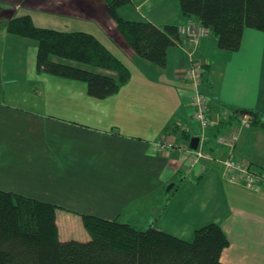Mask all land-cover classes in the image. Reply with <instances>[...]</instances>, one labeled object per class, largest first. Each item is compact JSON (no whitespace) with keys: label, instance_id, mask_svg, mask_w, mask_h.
<instances>
[{"label":"crops","instance_id":"obj_1","mask_svg":"<svg viewBox=\"0 0 264 264\" xmlns=\"http://www.w3.org/2000/svg\"><path fill=\"white\" fill-rule=\"evenodd\" d=\"M24 14L40 27L93 34L128 67L129 79L103 99L86 93L92 114L86 116L77 93L59 96L70 95L67 86L78 80L38 72L36 40L7 31L8 19ZM117 14L157 26L188 20L201 24L181 13L179 0H131ZM114 28L103 0H0V189L54 203L60 239H89L81 214L151 226L185 240L193 238L196 228L216 222L228 238L220 255L223 264H264V186L250 188L224 178L221 161L228 149L217 137L235 133L234 158L255 170L264 168V31L245 27L240 46L229 51L217 47L216 35L206 27L194 47L190 35H184L189 43L169 46L166 64L159 67L113 37ZM191 63L203 64L201 89L210 116L221 122L210 121L199 142L207 143L205 150L217 158L201 160V171L189 170L184 152L155 147L163 132L179 144L201 134L190 86L182 78ZM45 76L64 79L59 83L66 87L56 95L53 87L49 92L53 101L69 103L74 116L27 107L23 96L33 94L37 84L43 89ZM40 101L43 106L44 98ZM94 108L98 114L91 112ZM243 109L260 114L256 123Z\"/></svg>","mask_w":264,"mask_h":264},{"label":"trees","instance_id":"obj_2","mask_svg":"<svg viewBox=\"0 0 264 264\" xmlns=\"http://www.w3.org/2000/svg\"><path fill=\"white\" fill-rule=\"evenodd\" d=\"M103 1L115 23L112 36L125 40L135 56L164 67L168 47L181 38L177 25L123 19L117 8L131 0ZM179 4L184 16H195L216 35L222 50H236L245 27L264 31V0H179ZM6 29L36 40L38 72L83 81L91 97L115 94L130 77L128 67L89 32L36 26L28 14L13 15ZM240 112L249 114L253 124L260 116L252 110ZM204 148L209 150L207 143ZM56 208L54 203L0 189V264H223L220 255L228 238L219 223L208 222L185 240L151 226L139 228L117 218L81 214L89 239H60Z\"/></svg>","mask_w":264,"mask_h":264},{"label":"built area","instance_id":"obj_3","mask_svg":"<svg viewBox=\"0 0 264 264\" xmlns=\"http://www.w3.org/2000/svg\"><path fill=\"white\" fill-rule=\"evenodd\" d=\"M180 33V40L178 44L184 45L186 42L184 35H190L189 41L194 47L197 43V37L199 34L203 35L207 32V28L202 24L193 23L192 20H188L184 25H177ZM192 47V48H193ZM203 64L191 63L182 70V78L190 86L191 91V105L193 108V117L199 124L201 134L199 136V142L205 139L206 126L211 122L218 124L220 122L219 116H213L212 120H209V102L207 96L201 89L202 79L204 75ZM211 121V122H210ZM218 141L224 145H227L228 155L222 160L223 176L229 181L244 183L247 187L256 188L260 185L264 186V169L255 170L251 167L248 161L234 158V144L237 139L235 133L229 135H219ZM198 145L195 149L189 146V143H176L174 138L169 133L163 132L155 143V147L159 149H178L187 155L189 159V170L199 168L201 171L205 166L201 163V160H217V158L210 155L205 150L203 145ZM195 169V170H196Z\"/></svg>","mask_w":264,"mask_h":264},{"label":"rangeland","instance_id":"obj_4","mask_svg":"<svg viewBox=\"0 0 264 264\" xmlns=\"http://www.w3.org/2000/svg\"><path fill=\"white\" fill-rule=\"evenodd\" d=\"M37 26V25H36ZM36 53V52H35ZM35 59V56H33V60ZM53 76V75H51ZM64 79H54L52 77H48L45 76L44 82L42 84L43 89H40V85L37 84L36 88L33 89V94L28 95L25 94L23 97H25V99L27 100V107L29 109H35V110H40L45 114H51V115H56V116H74L72 108H70V105H68L69 103H65L64 101H62V104L57 103V99H55V101L52 100V96L49 92V87H53L55 88L54 90V94L56 95V92L59 90V87H66L65 85H62L61 83H59L60 81H62ZM76 85H69L67 86L68 89H72L71 94L69 95L67 92L66 93H62V95H59L61 97H65V96H72L74 93H77L78 98L82 97L83 98V112L84 114H86V116H91L92 114L89 112L86 106V83L83 81H75ZM81 86V87H79ZM44 98V105H41V99ZM90 100H96V99H92L90 98ZM24 102V100H23ZM81 105V104H80ZM225 108H220V111L223 113H226L227 110H224ZM78 113L80 112V110L77 111ZM91 112L94 114H98L99 110L96 111V108L91 109ZM209 120H212L213 117L210 116V113L213 114V111H211V108L209 107ZM229 113V111H228ZM84 116V115H81ZM210 125L206 126L205 132L207 131L208 127H210ZM76 189H78V187H76ZM74 231V235L81 237L80 231L79 229H75L73 228Z\"/></svg>","mask_w":264,"mask_h":264},{"label":"water","instance_id":"obj_5","mask_svg":"<svg viewBox=\"0 0 264 264\" xmlns=\"http://www.w3.org/2000/svg\"><path fill=\"white\" fill-rule=\"evenodd\" d=\"M198 142H199V137L198 136H192L190 139H189V146L193 149H195L198 145Z\"/></svg>","mask_w":264,"mask_h":264},{"label":"bare ground","instance_id":"obj_6","mask_svg":"<svg viewBox=\"0 0 264 264\" xmlns=\"http://www.w3.org/2000/svg\"><path fill=\"white\" fill-rule=\"evenodd\" d=\"M187 20V19H186Z\"/></svg>","mask_w":264,"mask_h":264}]
</instances>
